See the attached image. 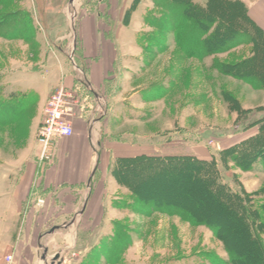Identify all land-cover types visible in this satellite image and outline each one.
<instances>
[{
	"label": "rangeland",
	"instance_id": "1",
	"mask_svg": "<svg viewBox=\"0 0 264 264\" xmlns=\"http://www.w3.org/2000/svg\"><path fill=\"white\" fill-rule=\"evenodd\" d=\"M154 9L165 11L154 0H0V100L12 98L16 104L0 109V165L21 161L38 143L41 95L33 88L17 85L42 75L46 64L73 66L71 56L77 47L79 29L109 32L119 44L121 59L115 67V95L121 93L118 97L125 100L117 115L104 123L110 127L107 146L111 151L113 145L120 151L130 150L129 154L134 153L130 156L193 155L219 159L220 151L257 133L264 120V88L249 75L219 69L221 63H236L248 57L252 44L232 45L228 51L198 59L180 48L177 32L148 24L147 16ZM190 27L186 26V33L194 36ZM214 64L217 65L213 67ZM44 79L51 83L52 78ZM61 85L74 88L60 81L52 93ZM136 91L139 92L134 106L128 97ZM81 98L83 101L82 95ZM90 98L87 102L92 103ZM129 134L135 136L132 138L151 137L155 141L153 149L146 152L135 148L134 141L125 144L122 139ZM164 136L168 141L163 146L158 139ZM196 148L210 151V156L201 157L190 151ZM112 162L108 172L116 188L110 199L112 218L104 231H82L79 217L76 226L70 221L65 230L46 232L53 223L73 217L36 215L31 218L32 230L22 236L18 231L0 232V246L13 247L23 238L32 252L17 254L30 259L33 256L37 262V252L43 251L39 244L48 243L50 258L41 264H51L56 255L59 259L55 264H216L228 258L221 240L208 227L193 225L178 215L149 211L148 205L112 174ZM227 167L225 180L235 187L239 181L254 194L257 206H264L263 168L255 166L252 171H244L231 162ZM3 192L1 186L0 194ZM115 231L124 236L113 241ZM6 248L10 253L16 251Z\"/></svg>",
	"mask_w": 264,
	"mask_h": 264
},
{
	"label": "trees",
	"instance_id": "2",
	"mask_svg": "<svg viewBox=\"0 0 264 264\" xmlns=\"http://www.w3.org/2000/svg\"><path fill=\"white\" fill-rule=\"evenodd\" d=\"M154 2L165 11H150L148 24L177 32L180 48L198 59L228 51L232 45L252 44L248 57L236 63H221L219 69L249 75L264 88V29L252 18L243 0ZM187 25L192 26L189 30L192 28L194 36L187 35ZM11 100H0V109L12 106ZM219 155V159L123 156L112 162L111 172L148 205L149 211L178 215L193 225L208 227L228 254L227 261L220 259L216 264H264V206H257L254 194L247 192L242 183L237 181L235 187L225 180L229 162L244 171H252L255 166L264 170V120L256 134L223 149ZM112 236L114 241L124 235L115 231Z\"/></svg>",
	"mask_w": 264,
	"mask_h": 264
},
{
	"label": "crops",
	"instance_id": "3",
	"mask_svg": "<svg viewBox=\"0 0 264 264\" xmlns=\"http://www.w3.org/2000/svg\"><path fill=\"white\" fill-rule=\"evenodd\" d=\"M243 1L248 5L252 18L264 29V0H255L253 3ZM75 45L77 47L73 54L80 68L79 73L74 65H69L70 63H65L63 66L59 62V65L51 67L46 64L40 72L42 75L37 74L34 79L32 77V80L17 85L23 89L33 88L41 95L43 102L38 125L41 121L43 105L55 89L53 86L58 82L62 81L67 86L76 88L81 93L83 101L82 109H79L73 118V135L55 141L54 154L50 160L39 159L41 148L36 142L35 149L21 161L1 163L0 188L2 186L4 192L0 194V232L18 231L20 236L21 233L32 230L33 216L43 214L73 217L70 220L66 218L62 222L53 223L48 230H45L46 232H50L54 227L65 230L70 221H74L72 226H76L81 218L83 223L80 229L85 232H101L110 224L113 212L110 199L115 193L112 189L116 187L113 176L108 172L109 164L119 156L134 155V153L129 154L130 150L120 151L118 146L113 145L112 152L107 146L110 140L108 137L111 135L110 127L104 126L107 119L113 114L117 115L120 105L125 100L118 97L121 93L117 92L118 95H115L118 76L115 67L121 59L118 52L119 44L117 45L116 39L113 40L109 32L105 33L99 29L94 32H81L79 29ZM53 53L57 57L56 52ZM42 77L52 78L53 81L48 83L46 79L43 81ZM84 79L88 80L91 88L83 83ZM138 92L128 97L134 106ZM88 96H91L92 103L87 102ZM127 136L122 139L125 144L134 141L135 148L141 147L146 152L152 150L155 145L151 137L132 138L135 136L130 134ZM158 141L164 146L168 138L164 136ZM190 151L201 157L210 156V151L207 153L197 148ZM89 183L90 189H88ZM26 243L28 244L21 238L13 247L6 244L9 249L16 248V251L11 253L6 251L5 246H0V264L44 263L43 253L46 248L49 253L51 245L39 244V249L42 248L43 251L37 252L36 262L32 255L31 259L18 255L26 250L28 255L32 252L30 245ZM221 243L223 244L222 241ZM10 254L13 255V259L7 261L6 257ZM227 259L222 260L227 261Z\"/></svg>",
	"mask_w": 264,
	"mask_h": 264
},
{
	"label": "built area",
	"instance_id": "4",
	"mask_svg": "<svg viewBox=\"0 0 264 264\" xmlns=\"http://www.w3.org/2000/svg\"><path fill=\"white\" fill-rule=\"evenodd\" d=\"M79 109H82V98L77 89H68L61 85L52 93L44 107L37 130L41 161L50 160L53 157L54 144L57 139L73 135V118ZM6 258L11 261L13 255H7Z\"/></svg>",
	"mask_w": 264,
	"mask_h": 264
},
{
	"label": "water",
	"instance_id": "5",
	"mask_svg": "<svg viewBox=\"0 0 264 264\" xmlns=\"http://www.w3.org/2000/svg\"><path fill=\"white\" fill-rule=\"evenodd\" d=\"M74 23H75V21H74ZM74 28H75V25H74ZM75 31V30H74ZM76 39V38H75ZM71 59H72V62H73V65H74V67H75V69H80L79 67H78V65H77V63H76V61H75V59H74V54L71 56ZM83 83L88 87V88H91L90 86H89V83H88V80L87 79H84L83 80ZM94 174V173H93ZM90 187H91V184L89 183V185H88V189H90ZM72 222H74V221H72ZM71 222V223H72ZM70 223V224H71ZM66 227H67V225H66ZM56 229H59V227H54L50 232H54ZM43 258H44V261H46V262H48V260H49V255H48V249L46 248L45 249V252L43 253ZM59 259V255H56L52 260H51V264H55V262L57 261Z\"/></svg>",
	"mask_w": 264,
	"mask_h": 264
}]
</instances>
